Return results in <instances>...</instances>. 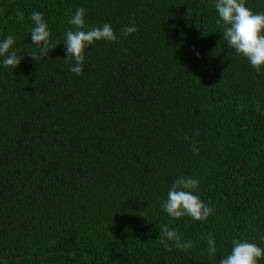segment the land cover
<instances>
[{
  "label": "trees",
  "instance_id": "16d2710c",
  "mask_svg": "<svg viewBox=\"0 0 264 264\" xmlns=\"http://www.w3.org/2000/svg\"><path fill=\"white\" fill-rule=\"evenodd\" d=\"M215 3L0 0V41L23 56L0 57V264H219L233 240L264 248V65L223 40ZM81 7L120 39L90 45L76 75L64 41ZM33 12L52 33L37 62ZM180 176L199 180L206 221L162 209ZM163 226L191 247L162 242Z\"/></svg>",
  "mask_w": 264,
  "mask_h": 264
},
{
  "label": "clouds",
  "instance_id": "9594fccd",
  "mask_svg": "<svg viewBox=\"0 0 264 264\" xmlns=\"http://www.w3.org/2000/svg\"><path fill=\"white\" fill-rule=\"evenodd\" d=\"M215 9L219 19L216 24L223 28V40L233 48L237 54L249 60L251 66L260 72L264 65V12L254 13L246 7V0H216ZM17 17L23 20V13H17ZM85 9L78 8L69 18L68 24L73 26L65 32V62L69 64V70L76 75L83 73L85 61V51L94 42L105 40L118 42L120 37L109 23L102 26H86ZM33 27L30 30L32 44L38 51L31 53L34 61H42L48 57V53L53 49L50 47V37L52 33L46 22L43 13L33 12L30 16ZM138 29L135 26H124L121 29L122 36L133 34ZM15 39L9 35L0 41V57L3 58L4 67L16 68L23 60L13 48ZM185 139H190L185 137ZM194 154H199V148L192 146ZM199 180L180 176L172 184L167 193V199L162 202V209L173 219H179L185 215L196 221H206L213 214V209L194 194L199 189ZM159 239L163 242L174 241L177 247L190 248L191 242L181 244L180 237L176 230L167 226L161 227ZM264 241V236L260 238ZM209 258L216 255V241L213 234L209 233L208 238ZM167 247V244H166ZM264 259V248L248 240H233L230 254L219 260V264H260Z\"/></svg>",
  "mask_w": 264,
  "mask_h": 264
}]
</instances>
